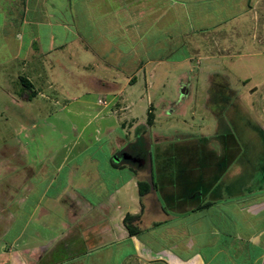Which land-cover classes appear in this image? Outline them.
Instances as JSON below:
<instances>
[{"label":"crops","instance_id":"obj_1","mask_svg":"<svg viewBox=\"0 0 264 264\" xmlns=\"http://www.w3.org/2000/svg\"><path fill=\"white\" fill-rule=\"evenodd\" d=\"M146 1L148 18H150L146 37L156 35L159 31H165L168 35L182 36V22L186 19L187 23L192 25L191 30L182 36L186 49L191 52H208L204 56L200 53L196 55L197 57L193 54V56L174 59L169 55L164 57L163 54H158L157 57L150 58L146 64L141 65L133 75L127 77L128 88L113 92L111 101L113 100L114 104H111L110 108L111 112L118 116L119 128L122 132L116 128V137L113 138L115 148L127 144L128 137L134 131L137 142L146 140L147 144L151 145L157 139L160 148L157 152L159 154L155 162L156 168L152 155L137 156L133 151L130 153L124 149L118 153L121 154L119 155L121 157L118 156L119 160L113 159L109 166L114 171L112 173L115 176L116 187H108L107 180L98 182V186H94L93 180L100 179L99 169L86 172L88 181L79 184L75 183V172H73L68 176V182L72 186L67 185L51 197L45 191L41 192L36 185V180L40 176L33 178L32 182H28L29 178H25L21 173L14 176L19 179L20 197L13 198V193L17 191L11 185L1 192L3 200L10 204H4L5 207L2 209L3 202L0 201L2 202L0 212H3L0 217L1 223L7 221L3 230L0 225V264H214V258L225 254L226 250H228L227 254H230L231 249L234 255L228 256L227 260L230 262H234L235 259L239 261L237 264H258L264 259V233L240 237L231 236L214 228L216 207L214 195L217 194L215 183L218 178V174L214 173V165L217 163L214 159L216 152L210 147L214 135L195 136L181 132H176L174 136L165 134L161 136L159 133L152 135L151 129L157 119L158 107H162L161 111L165 114L171 115L180 106V102L174 104L162 100L160 102H164L163 105L160 102L155 105L152 101L149 104L145 123L139 121L140 118L136 116L135 110L138 106L134 100L138 84H143L142 88L144 86L145 93L150 98L155 83L160 84L159 88H165L166 83L169 82L168 67H181L185 62H194L195 57V64L192 62L189 67L200 65L204 60L208 79L214 77V68H217L219 57L218 54L214 55V51L222 55L227 54L236 50L237 43L247 45L250 40L252 51L245 53L243 57L250 58L247 60L248 68L255 61L253 60L255 57L259 58L261 79H254L256 76L254 70L240 79L244 84L252 83L254 88H257L253 93L259 94L264 99V0H169V3L167 0ZM43 2L47 3L45 8L40 5ZM87 2L85 0L82 2L84 8ZM53 3L56 4L53 6ZM59 3V0H0V84L8 86L6 92L3 87L1 89L3 94L8 93L5 94L8 97L15 98L11 90L21 76L16 72L18 67L20 72H28L29 77L25 78L32 83L31 99H54L53 92L42 86L46 84L49 89H54L53 81L49 79L47 72L41 73V68L44 67L42 59L45 54L51 52V49H46L43 53L32 47L36 46L39 35H42L41 39H43L44 34L47 35V43L52 44L54 40L55 44H58L57 48H63L67 44H64L66 42L64 38L58 41L52 35L51 28L54 25L52 14L58 12ZM132 3L142 2L132 0ZM93 5L94 2H91V6ZM115 8L119 9L116 12L123 16L122 11L120 12L121 7ZM85 10L83 11L86 27H79L80 31L75 25L74 28L66 26L62 30L66 37L85 36L87 50H93L99 56H106L107 52L111 51L110 48L124 51V41H128V38L122 34L124 18L112 21L111 9L100 11L96 15L87 14ZM71 18L74 20L76 16ZM92 18H97V24L91 23ZM162 22L167 23V27L161 26ZM55 23L58 27L59 22ZM44 28H48L47 31H44ZM137 35L135 30L133 36ZM129 46L128 51H133L134 48ZM165 49L169 52L170 45L161 40L153 47V51ZM101 60H104L103 57ZM59 64L61 67L64 66L60 60ZM102 64L106 65V69L109 68L105 60ZM142 70L145 71V75L138 80L137 74ZM179 77L180 99L186 98L191 95L189 88L193 81H187L188 76L184 73H180ZM97 81L104 87L115 89L110 82L100 79ZM102 86L101 88H104ZM18 89V92L14 90L13 92L20 98L26 88L23 86ZM30 97L27 96L28 99L23 98V100L29 101ZM207 99L208 105H211L214 111V92L209 91ZM114 105L117 106L113 109ZM149 112L154 114V122L151 125L148 123ZM123 119L128 121L127 128L131 132L129 136L122 128L125 123L122 122ZM262 120H264V110L259 116V121L263 124L260 128L264 131ZM111 134L113 135L114 132ZM177 139L178 144L181 145L194 144V154L165 155L166 145ZM227 146L232 147L229 144ZM135 153L141 154L139 150ZM177 163L180 166H176ZM140 181L151 185L150 191L143 196L140 195ZM44 196L56 200L66 196L64 202H69L64 207L69 218L68 221H62L63 228H59L58 235L49 238L46 242V239L43 240L44 243L34 245L30 244L26 237L28 228L33 225L31 218L34 214L38 212V221H41L37 224L34 222L35 230H37L36 226L41 227L42 223L47 227L50 226L45 221L42 222V213L49 212V208L41 205ZM217 200L219 201V198ZM17 201L19 204L15 207L14 202ZM237 202L238 204L227 205H230V208L239 205L243 211L246 210L252 216H264V189L249 193ZM127 214L139 216L135 222L140 228L138 235L129 234L124 224ZM9 227L10 229L14 227L13 234L7 233L6 228ZM47 229L53 230L50 227ZM33 234L38 236L37 231ZM220 240H223V247L217 245ZM216 247L218 250L215 249Z\"/></svg>","mask_w":264,"mask_h":264},{"label":"rangeland","instance_id":"obj_2","mask_svg":"<svg viewBox=\"0 0 264 264\" xmlns=\"http://www.w3.org/2000/svg\"><path fill=\"white\" fill-rule=\"evenodd\" d=\"M81 1L84 2V0H59L58 12L52 14L54 17L52 20L54 25L51 28L53 38L56 37L58 41L64 38L63 40L66 41L64 44L68 45L57 48L58 44H55L54 40L52 44H48L47 35L44 34L43 39H41L42 35H39L36 46L32 47L43 53L46 49H51V52L45 54L42 59L45 69L41 68V73L47 72L49 79L53 81L54 89H49L46 84H42V86L49 92H53L54 99L33 100L30 97L31 91L28 89H25L19 98L13 90L18 92V88L24 86L20 79L29 76L28 72H20L18 67L16 72H19L21 76L18 78V83L13 84V90H11V94L15 98L5 95L8 93L3 94L2 87L6 92L8 86L0 84V201L3 202L2 209L5 207L4 204H10L3 200L1 192L4 188L11 185L17 191L13 193V198L20 197L21 193L18 194V191L21 190L18 188L19 179L14 178L20 173L25 178H29L28 182H32L33 178L40 176L36 180V185L41 192L45 191L51 197L67 185L72 186L68 182V176L73 172H75L76 178L74 181L79 184L88 181L85 176L86 172L99 169L101 171L100 179L93 180L94 186H98V182L107 180L108 187H116L115 176L112 173L114 171L109 166L113 159L119 160L121 154L118 153L124 149L130 153L133 151L137 156L152 155L156 168L155 162L160 148L157 139L151 145L147 144L146 140L137 142L134 131L128 137L127 144L115 148L113 138L116 137V128H119L120 121L110 108L111 104H114V101H111L113 92L128 88L127 77L133 75L141 65L146 64L150 58L157 57L158 54H163L164 57L169 55L171 59H174L193 56V54L196 56L200 53L204 56L205 53H208L204 51L191 52L186 49L182 36L192 28L186 19H183L182 22V36L179 34L168 35L165 31H159L156 35L146 37L150 19L148 18V2L146 0H139L142 2L140 4H133L132 0H85L88 1L85 8ZM91 2H94L93 6H91ZM46 4L45 2L40 3L44 8ZM55 4L53 3V6ZM118 6L121 7L120 12L122 11L123 16L117 13L119 9L115 7ZM84 9H86L85 12H88L87 14L92 15L111 9L112 21L124 18L122 34L128 38V41H124L123 44L124 51H119V49L115 51L110 48L111 51L107 52L106 56H99L93 50H87L85 36L66 37L62 31L64 27L74 28V25L77 29L86 27ZM72 16H76V18L73 20ZM56 21L59 22L58 27L55 26ZM97 21V18H92L91 23L97 24ZM161 26L167 27V23L162 22ZM47 29L44 28V31ZM135 30L138 33L137 36H133ZM73 39H75L74 42ZM159 40L169 43V52L166 49L162 50L163 52L153 51V47ZM251 44V40L247 42V45L237 43L236 50L229 52L231 54L222 55V53L214 51V55L218 54L219 57L217 68H214V77H210V79L207 77L204 60L195 67H189L193 61L185 62L181 67L170 66L168 67L170 80L166 83L165 88H159L160 84L155 83L149 98L145 93L144 86L142 88L143 84H138L134 99L138 106L135 110L136 116L140 118L139 121L145 123L147 122L149 104L152 101L155 105L162 100L174 102V104L180 102L178 110L176 109L171 115L165 114L161 111L162 107H158L157 119L151 129L152 135L159 133L161 136L163 134L174 136L176 132L195 136L214 135V139H211L213 146L210 143V147L216 152L214 159L217 163L214 165V173L218 174L216 183L214 181L217 192L214 195L216 200L214 228L231 236L239 235L240 237L264 233V216H252L246 210L243 211L239 205L233 206V208L227 205L228 203L238 204L237 201L248 196L249 193L264 189V133L259 130L262 124L259 121V116L264 110V99L259 94L253 93L257 88H254L252 83L244 84L240 79L245 74H251L252 70L256 72L254 79H261L260 72L262 71L258 66L259 58L255 57L253 59L255 61L248 68L247 60L250 58L243 57L245 53L252 51L250 50L253 47ZM129 45L134 48L131 52L127 49L130 47ZM179 48L180 50H177ZM102 57L108 63V69L105 68L106 65L102 64L104 62L101 60ZM59 60L64 66L61 67ZM257 66L258 68H256ZM180 73L187 74V81H193L189 88L191 95L181 99L178 90L180 89L179 84H181ZM144 75L145 71L139 72L138 80ZM15 79L17 80L16 77ZM99 79L110 82L115 86V89L102 86L97 81ZM118 86L120 88H117ZM209 91L214 92V111L212 106L208 105ZM27 96L30 97V100L25 102L23 98L28 99ZM42 102L45 105H39ZM164 102H160V104L163 105ZM116 106L114 105L113 109ZM124 121L126 124L123 123L124 127L122 128L128 132L129 136L131 132L127 128L128 121L123 119L122 122ZM262 121L264 122V120ZM111 132L114 134L112 135ZM119 132H121L120 128ZM178 142L177 139L170 145H166L167 147H164L165 155L189 156L194 154V144L184 143L181 145ZM228 144L232 147L227 146ZM138 150L141 154L135 153ZM226 156H228L227 159ZM175 165L180 166L178 163ZM126 174L128 175L129 172ZM44 198L41 205L49 208V212L42 213V222L45 221L53 230L47 229L49 227L43 223L41 227L36 226L37 230L33 228L34 222L36 224L41 222L38 221L39 215L36 212L31 218L33 225L28 228L26 233L30 244L44 243L43 240L46 239V242L49 238L58 235L59 228H63L62 221H68L69 218L64 207L69 202H64L66 196L61 200L49 199L46 196ZM18 202H14L15 207L19 204ZM2 213L1 211L0 217H2ZM6 224L7 221L3 224L0 220L2 230ZM6 229H8L7 233L13 234L14 227ZM32 231H37L38 236H35ZM217 245L223 247V240L218 241ZM215 249L218 250V247ZM224 252L226 253L214 258V264L239 263L235 259L234 262L227 260L228 256L233 257L234 255L232 249L230 254H227L228 250ZM258 264H264V259Z\"/></svg>","mask_w":264,"mask_h":264},{"label":"trees","instance_id":"obj_3","mask_svg":"<svg viewBox=\"0 0 264 264\" xmlns=\"http://www.w3.org/2000/svg\"><path fill=\"white\" fill-rule=\"evenodd\" d=\"M22 83L24 84V87L28 90L32 88V83L26 79L25 77L21 78ZM154 122V114L152 112H149L148 114V123L151 125ZM259 130L263 132V130L259 127ZM139 189H140V195L147 194L150 189L151 185L148 182L140 181L139 182ZM139 219V216H134L131 214H127L124 219V224L131 236L138 235L140 233V228L135 222Z\"/></svg>","mask_w":264,"mask_h":264}]
</instances>
